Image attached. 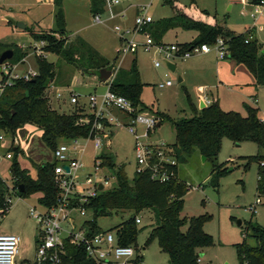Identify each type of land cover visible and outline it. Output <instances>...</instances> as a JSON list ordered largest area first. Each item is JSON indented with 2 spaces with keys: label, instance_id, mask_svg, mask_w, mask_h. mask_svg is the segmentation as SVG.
Wrapping results in <instances>:
<instances>
[{
  "label": "rangeland",
  "instance_id": "obj_1",
  "mask_svg": "<svg viewBox=\"0 0 264 264\" xmlns=\"http://www.w3.org/2000/svg\"><path fill=\"white\" fill-rule=\"evenodd\" d=\"M176 1L185 7H189L194 1L197 7L206 9L223 28L231 32H244L250 26L261 46L259 54L264 55V19L249 17L248 12L252 10L251 0H246V4L233 0ZM92 5L101 8L96 11L100 14L101 22L95 21L96 13L92 12ZM143 7L146 14L153 18V23L145 26L144 31L133 32L136 13ZM60 8L64 16L67 42L79 37L86 42L87 47L95 49L112 64L113 69L118 67L126 69L135 59L144 82L140 95L142 107L137 108L136 113V127L139 133L147 131L148 120L156 116L158 118L159 114L172 118L193 117L198 115L203 107L215 102L222 110H233L243 115L246 114L245 104L252 106L257 109V116L264 119V86L255 91L252 86L254 81L252 73L243 63L236 62L230 56L219 59L215 50L211 49L207 57L200 59L203 66L198 71L197 68H191L189 62L198 58L199 54L188 58L175 57L173 59L175 69L171 71L164 63L158 67L154 65L156 59H162L154 52V47L148 51L138 47L135 52H117L121 41L114 27L129 31L126 35L133 41L144 42L146 31L149 33L148 29L154 22L172 15V9L165 0H116L110 6V10L105 0H62ZM58 10L59 7L55 5L54 0H0V42L20 46L26 52L24 59L12 73L22 75L27 71H37L35 58L37 52L32 46L33 42L37 41L30 33L44 30L58 36L54 19ZM242 11L246 14L243 15ZM9 18L13 19L14 23ZM17 23L24 24V27L18 26ZM193 33L192 30L174 29L169 33L168 39L181 42L183 39H189ZM195 40L196 35L184 43H192ZM43 54L47 61L55 63V78L45 90L50 107L65 113L73 110L69 95L64 90L68 87L79 94L78 102L82 108L86 103V95L94 94L99 100L105 93L107 86L99 81L96 75L81 72L53 53ZM6 73V69L0 73V87L2 76ZM178 77L182 80L178 81ZM166 79H170L172 84L160 87L159 84ZM55 88L62 91L60 97H55ZM201 102L205 106L202 107ZM112 113L116 118L124 120L125 116L118 109H113ZM0 135L3 136L0 140V152H11L18 166L26 169L32 178L37 175L38 165L54 162L53 149L43 142L41 130L35 125L25 123L14 132L1 130ZM148 136L153 142L173 143V125L164 118L158 125L149 129ZM14 140L18 143L16 150L13 148ZM110 140L114 164L102 167L96 172L100 176L106 175L110 178L111 182L106 189L116 185V174L120 168L129 181L136 174L134 136L128 132L126 126L121 125L114 127ZM80 145L85 146L83 160L86 168L82 172L84 174L90 172L94 176L96 174L89 158V155L94 153L92 144L90 141L80 140ZM258 151L259 148L251 140H244L237 145L223 137L215 160H202V155L194 151L186 160L178 161L177 176L188 186L181 215L184 217L209 215L203 224V231L211 236V243L198 250L202 264H239L235 244L242 241L247 222L251 220L264 226V196L260 195L261 203L255 204V198L258 196L257 163L248 160V156L255 155ZM11 163L12 159H0V178L4 181L7 196L10 198L7 212L4 215L0 214V233L19 236L17 262L27 260L25 262L32 263L35 259L38 223L30 215L29 208L38 207L41 193L34 192L26 197H19L13 190ZM214 163L219 168L225 167L227 171L214 173L212 171ZM80 182H83V177ZM254 205L255 213H252L249 207ZM133 213V210L129 209L112 210L108 215L98 216L95 221L101 229L111 230L115 235V226ZM137 215L141 222L136 225V240L132 244L133 247L136 245V255L141 256L145 264H171L167 253L160 249L157 241L150 239V231L154 224L152 210L143 208ZM93 217V210L90 207L85 210L84 216L75 214L73 219L76 225H79ZM181 229L184 231L186 226ZM245 241L249 245L254 244L253 238L249 236L245 237ZM136 255L126 264H136L134 263Z\"/></svg>",
  "mask_w": 264,
  "mask_h": 264
},
{
  "label": "trees",
  "instance_id": "obj_2",
  "mask_svg": "<svg viewBox=\"0 0 264 264\" xmlns=\"http://www.w3.org/2000/svg\"><path fill=\"white\" fill-rule=\"evenodd\" d=\"M62 0H54L59 10L54 15L58 36L51 31H31L34 40H43L41 50L58 56L67 64L74 66L81 72L97 75L100 68H113L104 57L95 49L86 46V42L79 37L67 42L64 29V16L60 8ZM172 9V15L162 18L148 29L149 34L157 43L161 42L162 35L171 28L180 27L183 30L196 32V40L192 43H213L221 36L227 47V56L236 62L243 63L255 78L257 86H264V55L259 54L260 44L256 41L253 29L234 33L223 26L210 15L206 9H200L192 1L189 7L180 5L176 0H165ZM260 0H251L252 3ZM190 8L191 12H187ZM92 12L101 10L92 5ZM247 42V39L249 36ZM186 45L187 43H178ZM5 49L12 50L11 58L7 59L10 65L24 59L26 52L17 45L0 42V53ZM37 71L29 79L13 78L9 85L0 87V131L15 129L25 123H31L41 130L43 142L54 149L56 144L64 139L85 137L90 134L91 122L80 124L78 119L80 108L71 112H58L50 107L45 94L46 87L55 78V63L46 60L45 55H36ZM110 89L129 98L132 104L141 108L140 95L144 83L140 79L135 59L128 68L113 69ZM8 76H2V83ZM246 114L233 110H222L215 102L205 106L201 112L193 117L172 118L168 115H158L159 121L166 118L173 125L174 142L171 143L177 162L184 161L194 151L205 157V160H215L220 149L223 137L235 143L244 140L255 142L259 151L248 156V160L257 163V195L264 196V121L257 116V109L245 104ZM158 114V113H157ZM92 121V115L86 114ZM13 148L16 150L17 147ZM103 163L112 166L114 154L111 151L101 153ZM10 166L13 190L19 197H26L31 193L40 192L38 203L50 206L55 201L56 187L53 182V163L37 166V175L32 178L26 169L18 166L12 155ZM212 171L226 172L214 163ZM116 185L101 191L89 206L94 217L85 222L92 232L101 230L96 224L98 216L111 213L112 210H133V214L123 219L115 226L117 242L121 245L135 243L137 230L135 216L143 208H150L154 216V224L150 231V239H155L162 251L167 253L171 264H202L197 261L198 250L211 243V236L203 231V224L209 218L207 214L184 217L181 215L184 195L188 190L186 183L179 178L165 182L153 181L148 173H136L129 181L120 168L116 174ZM23 190H18L19 185ZM4 181L0 178V214L7 212L9 202ZM253 213V212H252ZM186 226L183 231L181 228ZM254 240L253 245L245 241V237ZM136 248V245L134 246ZM239 264H264V226L249 220L245 226L244 237L235 244ZM65 253L61 255V263L98 264L88 258L82 247L64 241ZM141 256L136 255L134 263H138ZM25 262V261H24ZM18 262L17 264H24Z\"/></svg>",
  "mask_w": 264,
  "mask_h": 264
},
{
  "label": "built area",
  "instance_id": "obj_3",
  "mask_svg": "<svg viewBox=\"0 0 264 264\" xmlns=\"http://www.w3.org/2000/svg\"><path fill=\"white\" fill-rule=\"evenodd\" d=\"M242 4H246V0H238ZM116 0H105L109 7ZM252 10L248 15L252 19H264V0L252 3ZM145 7L141 8L136 13L134 18V26L132 31H144L145 26L153 22V18L146 14ZM242 14H246L242 11ZM94 19L101 22L100 14L96 13ZM121 41L117 52H135L138 47L148 51L152 47L154 52L161 56V60L156 59L154 65L158 67L166 61L173 62L175 57L188 58L194 54L209 52L215 50L218 58L227 56V47L224 39L218 36L213 43H188L181 45L178 43H157L151 35L146 31L145 41L138 43L127 37L129 31H122L118 26L114 27ZM249 38H252L250 35ZM44 45L43 40L33 42V49L37 55H43L41 50ZM175 64V63H174ZM15 64L10 65L5 61L2 64V70L6 69L8 76L4 83L9 85L13 78L23 77L25 80L35 75V71H27L22 75L12 73ZM111 76L105 80L107 89L103 96L98 100L94 94L85 96L86 103L84 108L79 106V94L72 89L65 88L69 95V102L74 108H80L78 113L80 124H89L91 122L90 134L85 137H74L59 141L53 149V182L56 187L55 201L52 205L46 206L38 203V207L31 206L29 208L30 215L38 223V235L36 239V251L34 262H24V264H61V255L64 251V241L82 247L88 258L94 260L98 264L118 263L126 264L130 258L136 255V248L132 245H121L117 242V237L111 230H99L92 232L90 227L84 220L81 224L76 225L73 216L78 214L85 215V210L90 208V202L98 196V194L106 190L110 184V178L106 175H98L96 172L102 167L109 166L103 163L101 155L104 151H110V134L115 126H126L130 134L134 136V154L136 160V173H148L151 180L157 182H165L171 179H177V159L174 156V151L171 143L164 141H150L148 131L157 125L159 118H152L147 122V131L139 133L136 127L135 107L131 100L121 94L110 89V82L113 77V68H111ZM172 84L170 79L159 84L160 87H167ZM55 97H60L62 91L59 88L54 89ZM118 109L123 113L124 120L116 118L112 110ZM86 114L92 115V121ZM264 121V119H261ZM3 136L0 135V140ZM80 140L90 141L94 153L89 155L92 161V168L96 175L88 172L84 174L82 171L86 168L83 157L85 156V146L80 145ZM11 159V152H0V159ZM264 162H261L263 164ZM64 166H67V170ZM83 182L81 183V178ZM115 178V176H111ZM101 184L102 188L98 189ZM7 202L10 198L6 197ZM261 203L260 196L255 198V204ZM249 209L255 213V205ZM135 222L138 224L141 219L138 215L135 216ZM20 238L15 234L0 233V264H17L16 256L18 254ZM197 261L201 262L198 256ZM141 264H145L142 260Z\"/></svg>",
  "mask_w": 264,
  "mask_h": 264
},
{
  "label": "water",
  "instance_id": "obj_4",
  "mask_svg": "<svg viewBox=\"0 0 264 264\" xmlns=\"http://www.w3.org/2000/svg\"><path fill=\"white\" fill-rule=\"evenodd\" d=\"M9 20L14 23V20L9 18ZM18 26L20 27H24V24L22 23H17ZM12 56V50L11 49H5L3 50L1 53H0V73L2 72V64L9 58H11ZM165 65L166 67L173 71L175 69V64L172 63V62H168L166 61L165 62ZM112 72H111V69L110 68H100L97 72V78L99 81L101 82H104L105 80H107L110 76H111ZM178 81H180V78H178ZM201 106L203 107L204 106V103L201 102ZM159 124V122L157 123V125ZM238 145V143H236ZM18 146V143L16 140H14V147H17ZM202 160H205V157L202 156ZM65 169L67 170V166H64ZM102 188V185L99 184L98 185V189H101ZM18 190L22 191L23 188H22V185L20 184L19 187H18ZM238 223H240V221H238Z\"/></svg>",
  "mask_w": 264,
  "mask_h": 264
},
{
  "label": "crops",
  "instance_id": "obj_5",
  "mask_svg": "<svg viewBox=\"0 0 264 264\" xmlns=\"http://www.w3.org/2000/svg\"><path fill=\"white\" fill-rule=\"evenodd\" d=\"M233 1H238V0H233ZM180 4V3H179ZM181 5V4H180ZM186 11L187 12H191V10H190V8H186ZM153 23V22H152ZM174 29H181L180 27H175V28H171V29H168L163 35H162V37H161V42H163V41H165V42H177V43H184V42H187V41H189L191 38H193V36L194 35H196V32L195 31H193L194 33V35L192 34V36L189 38V39H183V41H181V42H179V41H177L176 39V41H173V40H170V39H168V36L170 35L169 33H171V31L172 30H174ZM248 29H251L250 28V26L248 27ZM183 30V29H182ZM185 31H188V30H185ZM177 36V33L175 34V37ZM189 43H191V42H189ZM188 44V43H187ZM208 53L209 52H205V53H199V56H198V58H196V59H193L191 62H189V65H190V67L191 68H197L196 69V71H198L202 66H203V63L200 61V59L201 60H203L205 57H207L208 56ZM216 57H217V55H216ZM218 58V57H217ZM219 59H221V58H219ZM222 59H224V58H222ZM19 63V62H18ZM18 63H16L15 64V66H14V69L17 67V65H18ZM138 71H139V75H140V79H141V81H142V78H141V72H140V70L138 69ZM185 72V69L183 70V73ZM178 78H180V81L182 80V78L181 77H178ZM143 82V81H142ZM104 84H105V82H103ZM144 83V82H143ZM252 86H253V88H254V90L256 91V90H258V89H260V88H262L263 86H257L256 84H255V78H254V81H253V83H252ZM168 87V86H167ZM253 99L256 101V98L255 97H253ZM204 106H205V104H204ZM260 119H262V118H260ZM159 123H160V121H158ZM157 122V123H158ZM19 261V260H18ZM25 261H27V260H25Z\"/></svg>",
  "mask_w": 264,
  "mask_h": 264
}]
</instances>
